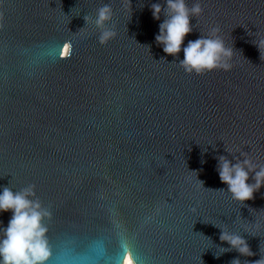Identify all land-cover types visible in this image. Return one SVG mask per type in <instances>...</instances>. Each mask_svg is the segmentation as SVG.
I'll return each instance as SVG.
<instances>
[{
	"label": "water",
	"instance_id": "obj_1",
	"mask_svg": "<svg viewBox=\"0 0 264 264\" xmlns=\"http://www.w3.org/2000/svg\"><path fill=\"white\" fill-rule=\"evenodd\" d=\"M153 2L0 0V185H34L50 211L46 264L264 258V187L233 199L215 158L264 164V48L251 43L264 0H199L185 43L217 28L233 50L229 68L201 73L157 45ZM105 3L115 36L101 44L92 19ZM213 225L255 255L220 248Z\"/></svg>",
	"mask_w": 264,
	"mask_h": 264
},
{
	"label": "clouds",
	"instance_id": "obj_2",
	"mask_svg": "<svg viewBox=\"0 0 264 264\" xmlns=\"http://www.w3.org/2000/svg\"><path fill=\"white\" fill-rule=\"evenodd\" d=\"M143 6L141 3L140 7ZM148 7L153 19L159 21L158 32L154 36L155 42L162 48L163 53L172 56L173 60L181 64L187 72L201 73L217 67L225 69L230 67L224 62V58H230L233 50L225 46L223 39L217 34L219 31L217 28L211 29L208 35L200 34L185 43L187 35L194 30L191 20L202 12L199 0H195L191 7L186 0H164L163 5L156 0ZM111 15V8L105 3L97 9L92 19L95 26L100 29L98 40L101 44L115 36V32L108 27ZM88 19L84 17L85 22ZM251 43L257 47L260 54V49L264 48V37L251 40ZM181 51L182 58L179 55ZM161 58L166 59L165 56ZM215 158L219 180L226 185V188L218 190H227L233 199L245 204L254 198V193L264 187V164L253 162L244 153L231 159L223 154ZM205 162L201 160V163ZM196 178L204 186V181L199 179L198 174ZM4 212H10L11 215L7 225L0 227V264H46L51 249L44 220L51 214L36 198L34 185H28L20 190L0 185V213ZM213 226L220 230L219 240L228 245V247L219 245L220 248L235 249L241 255H255L244 237ZM214 256L219 257L215 254ZM124 264H133L130 256L124 258ZM249 264H264V258L259 257L257 260L249 261Z\"/></svg>",
	"mask_w": 264,
	"mask_h": 264
},
{
	"label": "bare ground",
	"instance_id": "obj_3",
	"mask_svg": "<svg viewBox=\"0 0 264 264\" xmlns=\"http://www.w3.org/2000/svg\"><path fill=\"white\" fill-rule=\"evenodd\" d=\"M67 50H68L67 47H64V50H63L64 55L66 54Z\"/></svg>",
	"mask_w": 264,
	"mask_h": 264
}]
</instances>
